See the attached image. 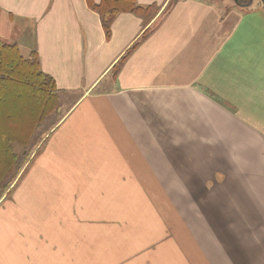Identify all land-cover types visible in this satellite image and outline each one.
Returning <instances> with one entry per match:
<instances>
[{
    "label": "crops",
    "instance_id": "crops-1",
    "mask_svg": "<svg viewBox=\"0 0 264 264\" xmlns=\"http://www.w3.org/2000/svg\"><path fill=\"white\" fill-rule=\"evenodd\" d=\"M102 1L0 0L1 42L71 100L0 204V264H95L126 187L197 192L166 200L197 204L175 213L197 242L153 227L140 264H264L262 9L134 0L150 10L119 13L108 36Z\"/></svg>",
    "mask_w": 264,
    "mask_h": 264
},
{
    "label": "rangeland",
    "instance_id": "rangeland-1",
    "mask_svg": "<svg viewBox=\"0 0 264 264\" xmlns=\"http://www.w3.org/2000/svg\"><path fill=\"white\" fill-rule=\"evenodd\" d=\"M210 1V0H209ZM218 4L228 5V7L235 8L231 1L222 0H211ZM244 12V11H243ZM260 13V14H259ZM254 14L249 19L257 20L258 23L264 24V12H259ZM252 15V14H250ZM4 25L0 26V31H3ZM20 87V85H18ZM10 101H3L0 107V127L6 128V123L9 122V117L21 116L31 110H23L26 101L22 100L21 92L15 89L8 95ZM68 95H61L59 97V107H56L52 114L45 120L40 128L36 131V147H33V143H27L26 145H15L12 151L13 156L10 158L7 153H3V157L0 156V204L6 199V196H10L13 190L16 188L17 183L21 182L23 177V172L26 170V166L31 164L36 151L39 149L41 142L44 140L43 137L48 135L64 118L66 113L69 111V105L71 104L70 99H66ZM21 105L18 106L17 105ZM17 124V123H14ZM7 135L11 134L6 132ZM29 131L25 134L26 141L29 136ZM18 137V135H17ZM6 159V161H5ZM10 165V171L6 173L7 166ZM24 170V171H23ZM26 172V171H25ZM24 172V173H25ZM20 180V181H19ZM14 184V185H13ZM13 185V186H12ZM144 190V189H143ZM146 193H141L140 189L136 188H121V223L118 226L119 235H116V240L114 237L110 239V244L108 243L109 251L102 253H94L95 264H101L102 258L104 259L103 264H122L123 258V243H125V255L127 263L124 264H140L143 260L136 258L135 248H139L142 244L140 240L151 239L149 235L150 229L154 231V228L162 231L165 234V240H173L174 242H182L187 240L189 233L185 229L187 221L177 219L175 213L181 211L193 212L197 209L196 203H169L166 200H181L182 193L186 195L187 192L190 195L197 194L195 189H153V193H150L149 189H145ZM186 197V201L192 200L196 202L197 198ZM174 196V197H173ZM178 196V197H176ZM196 221H190L189 227L192 229L195 227L192 223ZM154 227V228H153ZM196 231V230H195ZM193 231L189 237L193 238L197 242L198 236ZM194 235V236H193ZM119 238V240H118ZM155 238V237H153ZM256 238V237H255ZM135 240L138 243L135 245ZM154 244L150 245L146 250H154ZM175 251V260H181L178 255L183 256L186 253H182L180 250ZM174 254V253H172ZM129 261V262H128Z\"/></svg>",
    "mask_w": 264,
    "mask_h": 264
},
{
    "label": "trees",
    "instance_id": "trees-1",
    "mask_svg": "<svg viewBox=\"0 0 264 264\" xmlns=\"http://www.w3.org/2000/svg\"><path fill=\"white\" fill-rule=\"evenodd\" d=\"M103 20L107 35L111 34V25L115 17L121 12H132L140 15L150 9H142L134 0H103L100 6L94 7ZM20 85V87L18 86ZM19 90L24 104L23 110H31L17 117H9L10 123L6 128L0 127V156L3 153L12 158L15 145L33 143L36 147V131L45 120L59 107V97L55 82L39 71L38 59L32 55L24 59L16 45H9L0 40V107L3 101L9 100V93ZM21 106V105H17ZM17 123V124H14ZM11 134L7 135L6 132ZM29 131L26 141L25 134ZM18 135V137H17ZM6 161V159H5ZM6 173L10 165H6Z\"/></svg>",
    "mask_w": 264,
    "mask_h": 264
},
{
    "label": "flooded vegetation",
    "instance_id": "flooded-vegetation-1",
    "mask_svg": "<svg viewBox=\"0 0 264 264\" xmlns=\"http://www.w3.org/2000/svg\"><path fill=\"white\" fill-rule=\"evenodd\" d=\"M227 1V0H222ZM233 6L246 11H264V0H229Z\"/></svg>",
    "mask_w": 264,
    "mask_h": 264
}]
</instances>
